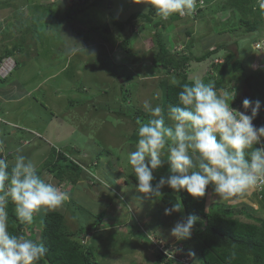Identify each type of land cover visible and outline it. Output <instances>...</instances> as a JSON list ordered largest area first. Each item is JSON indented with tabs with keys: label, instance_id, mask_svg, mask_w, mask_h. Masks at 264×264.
Listing matches in <instances>:
<instances>
[{
	"label": "rangeland",
	"instance_id": "obj_1",
	"mask_svg": "<svg viewBox=\"0 0 264 264\" xmlns=\"http://www.w3.org/2000/svg\"><path fill=\"white\" fill-rule=\"evenodd\" d=\"M92 1L0 0V58L6 56V49L15 48L17 63L10 77L0 81V141L5 144L4 155L9 161L19 150L39 169L56 148L85 167L94 179L88 174V179L77 184L59 187L69 195L58 208L66 215L69 229L84 228L87 235L79 239L94 246L99 264H151L156 258L149 250L147 233L156 244L172 243L170 248L176 252L185 245L164 237L171 236V229L184 220L183 215L166 216L167 207L161 197L142 199L129 179L133 172L127 154L136 147V121L149 118L143 104L147 101L161 106L167 121L165 89L173 78L178 80L153 66L155 34L160 32L171 53L185 52L193 57H201L220 45H227L239 56L238 41L243 48L245 72L238 71V86H232L236 90L240 87V100H260L258 114L262 115L264 36L254 44L257 39L243 33V29L223 32L230 26L238 27L239 14L233 10L220 12L219 0L177 21L161 18L166 27L157 30L137 18L124 31L111 25L110 32L100 29L96 33L94 27L110 25L111 16L125 22L133 14L149 13L152 6L151 0H105L100 9L74 10L69 16L70 9L87 7ZM146 8L149 11L145 12ZM154 18L160 17L155 14ZM224 53L221 50L205 61H192L187 68L189 81L201 79L206 83V78L214 74L213 65L223 61ZM234 89L219 93L231 100ZM168 174L165 163L154 171L153 183ZM45 178L57 183L51 173L47 172ZM167 191L172 190L162 189L163 193ZM245 193L261 207L244 205L258 212L264 210L258 187ZM207 199L208 204L233 205L241 204L243 197L239 194L238 198L225 200L210 188ZM71 201L78 211L72 209ZM258 212L256 217H261ZM101 214L102 225L92 229L91 224H96ZM41 215L39 212L34 216L36 229ZM27 235L33 236L31 232ZM193 256L195 264H202L198 255Z\"/></svg>",
	"mask_w": 264,
	"mask_h": 264
},
{
	"label": "clouds",
	"instance_id": "obj_2",
	"mask_svg": "<svg viewBox=\"0 0 264 264\" xmlns=\"http://www.w3.org/2000/svg\"><path fill=\"white\" fill-rule=\"evenodd\" d=\"M260 4L264 7V0H260ZM151 6L158 17L167 20L174 14H194L196 0H151ZM73 11L70 9L69 14L72 15ZM260 32L264 36V29H261L255 34L259 39L254 44L259 42ZM10 51L13 52L11 56L1 57L0 81L10 77L17 68L15 48ZM171 83L175 84V78ZM235 96L233 91L229 100L213 83L201 79L185 83L178 93V103L168 106L167 121L171 123L166 121L161 106L147 101L143 104L149 119L136 121V147L127 154L136 181L135 191L142 199L158 200L164 195V187L177 194L186 191L192 198L199 199L211 187L227 200L264 186V126L257 127L253 123L261 101L245 98L242 101L245 111L242 112L231 107ZM5 152V144L0 141V264H39L46 256L47 248L23 234L9 231L7 206L9 202L14 204L17 219L31 224L34 216L42 210L62 207L69 195L59 188L64 183L56 186L50 179L39 175L33 161L19 154V150L12 161L4 155ZM165 163L169 166V174L161 176L154 184V171ZM181 210L180 202L165 208L164 214L168 216ZM197 219L189 216L176 223L170 235L176 241L190 239ZM146 236L151 245L149 250L155 255L157 250L152 248V238L149 234ZM170 245L172 243L168 247ZM186 258L195 264L193 258Z\"/></svg>",
	"mask_w": 264,
	"mask_h": 264
},
{
	"label": "trees",
	"instance_id": "obj_3",
	"mask_svg": "<svg viewBox=\"0 0 264 264\" xmlns=\"http://www.w3.org/2000/svg\"><path fill=\"white\" fill-rule=\"evenodd\" d=\"M199 1H201V4L198 3ZM199 1H196V8L202 5L208 6L218 0ZM219 1L218 4L221 5L220 12L233 10L239 14L238 27L230 26L226 29L227 31L223 30V32L243 29V33H252L255 36L261 29H264V8L261 7L260 0ZM103 3H105V0H93L87 7L79 6L74 10L79 13L89 7L100 9ZM155 14V10L152 8L146 14H133L125 22H120L116 17L111 16L110 25L94 27V31L99 32L100 29H103L106 32H110L111 25L124 31L126 26L133 23L137 18L142 19L154 30L166 27V23L161 18H154ZM69 15L71 16V14ZM180 17V15L174 14L170 18L177 21ZM255 37V39H259L257 35ZM155 42L157 52L152 58L153 66L159 72L175 75L178 78L175 84L171 83L165 89L164 99L167 109L169 105L178 103V93L181 91L182 86L185 83L191 84L193 82L189 81L187 73L188 65L192 61L202 62L215 54H219L221 50H225L223 61L213 65L214 74L206 78V83H213L218 92L233 90L234 85L232 86V84L238 86L239 83L238 71L245 72L244 60L241 56L243 48L240 47L241 45L238 44V41L235 44H237L239 56L231 51L227 45H220L209 50L201 57H193L190 53L185 52L171 53L162 40L160 32L155 34ZM125 44L128 45L129 41L126 40ZM12 54V51H6V55L11 56ZM1 60L2 58H0ZM239 88L237 90L234 89L236 96L231 103V107L240 111L243 100L238 97L237 91ZM124 98L127 100L128 96L126 95ZM123 112L125 113V111ZM248 114H250V109ZM148 119L146 117L142 118V120ZM253 123L257 127L264 126V115L258 114ZM262 144H264V140H262ZM259 146L261 145H257V147ZM166 151L167 149H165ZM37 170L38 174L43 177H45L47 172L51 173L57 180L56 186H61L62 183L77 184L82 179H88V174L91 179L95 178L93 174L73 160L67 153L57 151L56 148H52L51 155L43 166ZM89 170L91 171V169ZM167 172H169L168 165ZM116 176L122 177L119 173ZM129 179L136 184L133 173L129 174ZM210 188L207 190L206 195L199 199L192 198L186 191H181L178 194L172 191L164 193L163 197H161L163 205L170 208L173 204L181 202L182 210L175 214L183 215L184 220L189 216H196L198 219L193 228L191 238L180 241L185 244L183 249L180 248L181 250L174 252L177 258H171L166 253L157 251L154 255L156 259L151 264H184L181 259L192 257L193 253L198 254L202 264H264V217H256L253 214L255 210L248 208L244 204H241V207H239L240 205L220 202L208 204L207 196ZM259 195L261 204L264 206V186L260 189ZM177 196H179L180 200ZM235 198L236 196L232 197V199ZM70 204H73L72 209L74 211H78L73 201ZM6 210L8 212V228L12 234H23L37 243H43L47 248V254L39 264H99L96 260L94 246L83 244L79 239L81 236L87 235L84 228L79 227L77 231H71L67 226L66 215L59 209L42 210L40 212L42 215L37 221L38 229L35 228V222H32V224L21 223L15 215V206L11 202H9ZM103 219L104 214H101L96 224H91L92 229L97 226L99 228ZM29 232L33 236H28ZM36 232L37 234L35 235L34 233ZM145 238L149 241L147 236Z\"/></svg>",
	"mask_w": 264,
	"mask_h": 264
},
{
	"label": "crops",
	"instance_id": "obj_4",
	"mask_svg": "<svg viewBox=\"0 0 264 264\" xmlns=\"http://www.w3.org/2000/svg\"><path fill=\"white\" fill-rule=\"evenodd\" d=\"M261 35H263V33L262 34H260L259 36H261ZM240 196L241 197H243V199L241 200V204H245V203H250L251 205L253 204V207L254 206H259V207H261V205L260 204H258L259 202L258 201H256V200H254V199H252V198H250V194L249 195H247L246 193L244 194V193H242V194H240ZM239 197V194L236 196V198H238ZM259 197H260V195H259ZM230 199H232V198H230ZM260 200H261V198H260ZM220 203H223V202H220ZM254 203H256V205H254ZM241 204H239V203H236V204H233V205H237V206H239V205H241ZM230 205H232V204H230ZM239 207H241V206H239ZM255 208V207H254ZM253 208V210H255V212H253V214L255 215V213L256 212H258V211H256V209H254ZM259 214H261V217H264V210L261 208V209H259V212H258ZM256 216V215H255ZM181 219H182V217H181ZM159 229V228H158ZM162 236H164V233H162ZM168 236V235H167ZM166 239H170V240H172V239H174L172 236H168V237H166V236H164ZM196 255H198V254H196ZM193 259H194V256H193Z\"/></svg>",
	"mask_w": 264,
	"mask_h": 264
},
{
	"label": "built area",
	"instance_id": "obj_5",
	"mask_svg": "<svg viewBox=\"0 0 264 264\" xmlns=\"http://www.w3.org/2000/svg\"><path fill=\"white\" fill-rule=\"evenodd\" d=\"M263 186L258 187L259 189H261ZM161 241V240H160ZM153 245L155 243V241L152 239ZM153 248L157 251L166 253L167 255H169V257L174 258L173 256H175V251H173L170 247L167 246V243H159L153 246ZM181 262H183L184 264H191L188 258H183L181 259Z\"/></svg>",
	"mask_w": 264,
	"mask_h": 264
},
{
	"label": "bare ground",
	"instance_id": "obj_6",
	"mask_svg": "<svg viewBox=\"0 0 264 264\" xmlns=\"http://www.w3.org/2000/svg\"><path fill=\"white\" fill-rule=\"evenodd\" d=\"M263 8H264V7H263ZM147 234H149V233H147ZM147 234H146V235H147Z\"/></svg>",
	"mask_w": 264,
	"mask_h": 264
}]
</instances>
